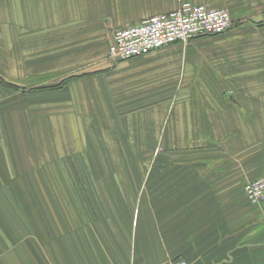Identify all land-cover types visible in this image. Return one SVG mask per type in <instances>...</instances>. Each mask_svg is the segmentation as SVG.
Here are the masks:
<instances>
[{
    "label": "crops",
    "instance_id": "0c3cea01",
    "mask_svg": "<svg viewBox=\"0 0 264 264\" xmlns=\"http://www.w3.org/2000/svg\"><path fill=\"white\" fill-rule=\"evenodd\" d=\"M181 2L227 9L231 29L108 60L115 30ZM86 62L93 76L55 92L0 85V264H264V204L244 194L264 176V0H0L1 81ZM71 105L82 115L56 114ZM81 119L91 128L62 132L67 153L37 146L38 129L57 144V122ZM136 120L144 147L120 151L132 161H112L104 135H89Z\"/></svg>",
    "mask_w": 264,
    "mask_h": 264
},
{
    "label": "built area",
    "instance_id": "2783aa9c",
    "mask_svg": "<svg viewBox=\"0 0 264 264\" xmlns=\"http://www.w3.org/2000/svg\"><path fill=\"white\" fill-rule=\"evenodd\" d=\"M231 27L227 9L181 2L173 12L115 30L107 57L112 62L145 57L174 44L187 45L196 38L222 35ZM244 194L251 205L264 204V176L247 182ZM168 264L188 263L179 260Z\"/></svg>",
    "mask_w": 264,
    "mask_h": 264
},
{
    "label": "rangeland",
    "instance_id": "374dc122",
    "mask_svg": "<svg viewBox=\"0 0 264 264\" xmlns=\"http://www.w3.org/2000/svg\"><path fill=\"white\" fill-rule=\"evenodd\" d=\"M87 61V60H86ZM80 63V62H79ZM87 66L84 67L85 65H81L79 67H75L72 70H68L67 72H60V73H52L51 75L48 76L47 79H37L34 82H26L25 84L20 85L19 87H14L13 85H9V83H6L4 81L0 80V85L10 91V92H20L21 94L26 93H45L47 89H53V88H57L60 87L56 90L53 91H49V92H55L57 90L62 89L64 86H66L68 83V80L71 79H82L85 77H90L93 76L94 72L92 71L94 69V65L92 62H86ZM90 75V76H89ZM73 80V81H74ZM63 83H66L65 85H63ZM63 85V86H62ZM7 86V87H6ZM262 95L264 92H260ZM37 109V113L41 112V108L39 106L36 107ZM56 114L60 115H65V114H69V115H82L76 112V108L71 105V106H57L56 108ZM64 110L65 112L61 111ZM28 109L26 110H22V114L25 113L27 114ZM134 123V124H133ZM131 124L127 123V126L125 129L122 130H117L116 133H111L108 131H102L101 129H97L95 130V132H93L92 130H89V135L92 137L93 134H95L96 136L99 135V133H101V135H104L102 137H100V139H98L99 142H101V151H109L112 154V161H117V162H123V161H128V158L131 160L132 157H134V155H128L127 158L120 153L121 150H123L122 146L124 145L127 149L132 150L133 148L135 149L137 146L140 145L141 142H143V146L144 147V133L147 131V128L144 125V122H139L138 120L134 121ZM136 123V124H135ZM58 126L56 128V131L59 132L60 134V138H61V142H57V144L52 141L49 142V138H47L46 136V140L44 138H40V130L38 129V134H37V146L38 147H47L50 148L52 144L55 145V147H57L58 145L63 146L62 151L64 153L68 152V147H74V144H72L70 142V139L68 138H63L62 136V132L66 131H70V130H88L91 128V123H89L87 120L85 119H81L80 120V124L74 125L73 122H69L68 123H61V122H57ZM23 125V123H22ZM162 126V124H159V127ZM97 127H101V124H98ZM131 128L132 131L134 132V134H131ZM82 129V130H81ZM163 128L160 129V131H162ZM87 132V131H86ZM121 132V133H119ZM126 132V134H125ZM55 133V132H54ZM56 134V133H55ZM88 136V135H87ZM107 138H104V137ZM141 137L143 138L141 140ZM48 139V140H47ZM59 138H57L56 140L58 141ZM89 139V137L87 138ZM81 145L84 144V139H80L79 140ZM93 144H91V140L89 142V144L87 145V140H85V144H84V150L86 152V158H89L90 161H92L93 158V146H91ZM132 146V147H130ZM149 146L151 149H154V154L150 155V161L149 162H157L159 161L160 156L157 155V153L161 150V145L160 143L158 144V140H155V138L151 139L149 141ZM74 151V149H73ZM139 153L143 152L141 150V148H139L138 150ZM55 156V155H53ZM136 156V155H135ZM106 161H109V156L105 157ZM143 163H144V156L142 157ZM132 161V160H131ZM133 162H136V159L134 158ZM140 174V173H139ZM143 174V173H142ZM40 189V193L44 194V189L43 187L39 188ZM53 190V192L56 189H59L57 187H53L51 188Z\"/></svg>",
    "mask_w": 264,
    "mask_h": 264
},
{
    "label": "trees",
    "instance_id": "16d2710c",
    "mask_svg": "<svg viewBox=\"0 0 264 264\" xmlns=\"http://www.w3.org/2000/svg\"><path fill=\"white\" fill-rule=\"evenodd\" d=\"M72 80H74V79H71V80H68L67 82H70V81H72ZM66 83H63V85H65ZM62 85V86H63ZM7 87V86H6ZM61 87V86H60ZM60 87H57V88H51V89H47V90H44V91H46V92H49V91H53V90H56V89H58V88H60Z\"/></svg>",
    "mask_w": 264,
    "mask_h": 264
},
{
    "label": "water",
    "instance_id": "95a60500",
    "mask_svg": "<svg viewBox=\"0 0 264 264\" xmlns=\"http://www.w3.org/2000/svg\"><path fill=\"white\" fill-rule=\"evenodd\" d=\"M116 62H119V60H116Z\"/></svg>",
    "mask_w": 264,
    "mask_h": 264
}]
</instances>
